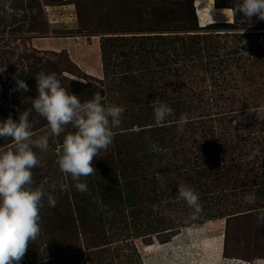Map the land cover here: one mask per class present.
<instances>
[{
	"label": "rangeland",
	"instance_id": "374dc122",
	"mask_svg": "<svg viewBox=\"0 0 264 264\" xmlns=\"http://www.w3.org/2000/svg\"><path fill=\"white\" fill-rule=\"evenodd\" d=\"M212 4L0 0V121L31 108L41 71L57 74L81 102L100 91L105 106L125 108L113 143L93 159L97 172L79 181L87 192L57 163L71 124L49 136L47 151L33 149L32 187L56 206L42 201L41 233L20 264H264V115L248 111L264 106V21L242 23L234 0ZM234 15L235 27L223 25ZM81 34L100 38L102 77L62 50ZM16 78L30 91H15ZM159 103L174 115L156 127ZM183 113L189 123L178 134ZM30 121L34 139L50 132L34 111ZM0 147L14 143L0 139ZM179 184L199 196L196 219L178 199Z\"/></svg>",
	"mask_w": 264,
	"mask_h": 264
},
{
	"label": "clouds",
	"instance_id": "9594fccd",
	"mask_svg": "<svg viewBox=\"0 0 264 264\" xmlns=\"http://www.w3.org/2000/svg\"><path fill=\"white\" fill-rule=\"evenodd\" d=\"M233 12L242 23L253 21V17L264 21V0H234ZM210 23L213 22H207ZM35 79L37 95L27 98L31 108L21 111L16 120L9 115L0 121V139L14 143L13 150L5 151L0 147V264H20L29 242H34L41 233L42 201L46 197L50 207L56 206V198L43 187H32L31 170L40 164L33 149L47 151L49 136L59 137L71 124L75 132L65 135L62 145L57 148V163L62 173L77 181V191L87 192L86 183L79 181L97 172L92 165L93 159L113 143V129L120 127L125 112L122 105L105 106L100 91L95 92L91 99L81 102L77 95L62 85L55 73L41 71ZM14 90L30 91L25 81L17 78ZM33 111L47 121L50 129L48 134L35 139V124L30 121ZM248 111L256 116L264 115V106ZM173 115V109L166 103L156 104L154 126H164L166 119ZM175 123L177 133L183 134L185 125L189 123L188 114H181ZM178 199L193 209L192 219L203 211L193 188L179 184ZM244 199L246 203H254L256 197L248 194ZM258 220L264 222V210H261Z\"/></svg>",
	"mask_w": 264,
	"mask_h": 264
},
{
	"label": "crops",
	"instance_id": "0c3cea01",
	"mask_svg": "<svg viewBox=\"0 0 264 264\" xmlns=\"http://www.w3.org/2000/svg\"><path fill=\"white\" fill-rule=\"evenodd\" d=\"M208 1H210L212 4V0H208ZM212 21L215 22V20ZM212 21L208 20L206 22H212ZM69 42L70 39L68 40V42H64V46L62 50L69 49L68 51L70 54L69 56L72 59V61H74V63L77 65V67L85 74H90L98 78L102 77L104 70L102 67V58L99 55L100 49L102 47L100 38L94 34L93 35L81 34V35H74V39L72 40V45L65 44ZM55 43L56 44L54 45L56 47H61L63 45V42H55Z\"/></svg>",
	"mask_w": 264,
	"mask_h": 264
},
{
	"label": "trees",
	"instance_id": "16d2710c",
	"mask_svg": "<svg viewBox=\"0 0 264 264\" xmlns=\"http://www.w3.org/2000/svg\"><path fill=\"white\" fill-rule=\"evenodd\" d=\"M214 5V4H213ZM215 7H221V6H219L218 4H217V2H216V4H215ZM237 23V18H236V16L234 15L233 16V23L232 24H229V23H223V25L224 24H227V26H230V27H235V24ZM210 24H212V23H210ZM209 25V24H208ZM217 25H219V24H217ZM200 29H203V28H206V25L204 26V27H199ZM159 37V36H158Z\"/></svg>",
	"mask_w": 264,
	"mask_h": 264
}]
</instances>
